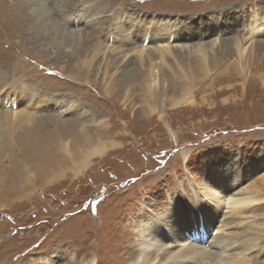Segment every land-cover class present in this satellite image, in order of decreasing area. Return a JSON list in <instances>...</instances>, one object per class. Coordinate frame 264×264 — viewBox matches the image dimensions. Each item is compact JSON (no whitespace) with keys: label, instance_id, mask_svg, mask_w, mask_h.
<instances>
[{"label":"rangeland","instance_id":"374dc122","mask_svg":"<svg viewBox=\"0 0 264 264\" xmlns=\"http://www.w3.org/2000/svg\"><path fill=\"white\" fill-rule=\"evenodd\" d=\"M61 4L71 15L88 6L110 37L91 30L71 38L54 14ZM259 19L264 0H0V78L43 102L26 108L32 121L0 151V264H89L93 249L98 264L121 259L136 243L141 211H164L147 204L169 205L199 191L213 168L244 176L226 193L206 237L236 239V251L246 243L251 264H264V29L249 34ZM235 39L247 46L242 57ZM166 42L173 57L165 55L159 73L169 128L151 111L155 98L146 90V60L157 54L141 65L135 52ZM199 44L205 62L193 50ZM182 97L191 103L172 104ZM61 104L66 111L55 108ZM71 128L117 146L76 176L53 169V176L65 175L45 183L34 168V144L50 151ZM24 165L36 173L30 188L24 195L4 191L8 172ZM229 196L241 203L229 204ZM247 197L256 202L242 203Z\"/></svg>","mask_w":264,"mask_h":264},{"label":"bare ground","instance_id":"6f19581e","mask_svg":"<svg viewBox=\"0 0 264 264\" xmlns=\"http://www.w3.org/2000/svg\"><path fill=\"white\" fill-rule=\"evenodd\" d=\"M47 1L54 3L55 0ZM62 7V4L56 7L54 14L61 18L63 28L71 38L77 39L81 35H87L91 30V32H96L99 35L102 34L104 38H108L107 24L102 20V16H94L90 13L91 11L88 6L80 5L75 8L73 7L74 10L72 12H75L74 15H71V13H63ZM81 25L84 28L79 27ZM263 25L264 21L262 22L260 19L253 21L249 34L259 33L264 29ZM241 27L242 25H238V28ZM154 35L155 33L153 31L149 37H154ZM216 37L217 34L210 43L212 48L217 44ZM233 43L238 56L242 57L246 52L247 46L239 39H235ZM188 46L190 47V45ZM188 46L178 45L177 47L180 50L190 49ZM193 48L205 62L204 46L199 44ZM147 49L149 50L147 53H144V47H141L135 52L141 65L144 56H149L153 51L157 54L156 59H148L147 57L146 60L148 66L146 90L149 95L153 94L155 98V107H152L151 111H154L165 126L169 128L164 111V99L160 97L161 76L159 68L160 64L165 63V55L173 57L172 45L170 42H166L163 44H155ZM99 51L95 49L93 53L97 54ZM10 84L8 86L4 78H0V151L5 146V141L6 145L8 142L14 146L13 134L17 127L22 124H29L32 121L30 114L26 112V108L43 106L42 99L36 94L25 90L22 85ZM171 102L174 106L191 103L187 97H182L178 100L175 99ZM7 105L9 106L8 108ZM59 106L56 105L55 108L61 109V111L67 110L66 105L61 104L60 108ZM72 130L71 128L70 131ZM174 132L171 131L170 134L173 139L176 137ZM20 141L24 143V140L20 139ZM40 143L41 145H39ZM34 145V150H37L39 153V161L34 168L39 172V178H43L45 183L51 182L57 176L65 175V171L62 170L59 175L53 176V169H67L73 176H76L91 167L94 158L106 156L111 149L117 146L114 143L108 145L106 142L99 140V138L95 139V136L89 134L84 129L79 132L72 131L69 139L65 138L62 140V143L58 142L50 151L46 150L47 146L41 141ZM30 168L24 165V168L21 167L17 170L15 168L9 171V186L4 191L8 193H15L16 191L24 195V189L30 188V183L34 180V175H36L35 170H30ZM226 172L222 174L218 168L211 169V181L208 182L207 180V183L200 187L199 191H196L193 187L191 189L192 192L183 193L181 200H172L169 205L164 202L157 204L154 201L147 204L148 210L156 209L157 211H164L160 215H148L147 213L150 211L145 212L146 209L142 210L140 216H144V218L141 219V227L134 233L136 243L134 242V245L128 244L124 249L125 256L121 259L110 260L109 264H126V262H129V264H251L252 260L246 253V250L249 249L246 243L242 246L239 245L242 249L236 251L237 246L236 244L234 245L235 242L237 243L236 239L232 240L231 237L230 239L224 236L206 237L208 231H210V227L214 223H217V211L221 207V204H224L226 193L233 189L234 186H237L239 180L244 176V173L233 168H230ZM48 175H52L51 178H48ZM182 185H180V188L184 190L186 185ZM188 185L189 188L192 183L189 182ZM28 193L27 191V195ZM198 193L202 195L204 200L198 198ZM227 200L232 205L235 202L236 205L241 203L237 202V199L231 196ZM254 202H256V199L247 197L242 203L252 204ZM228 223L222 222L219 227L226 226ZM232 245L235 247L233 246L229 250L228 247ZM98 263V255L93 249L89 264ZM43 264L55 263L45 262Z\"/></svg>","mask_w":264,"mask_h":264}]
</instances>
